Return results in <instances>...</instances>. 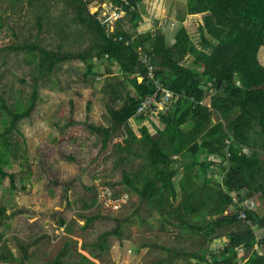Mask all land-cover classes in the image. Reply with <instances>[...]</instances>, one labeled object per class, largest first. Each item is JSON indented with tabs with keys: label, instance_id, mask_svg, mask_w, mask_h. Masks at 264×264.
Returning a JSON list of instances; mask_svg holds the SVG:
<instances>
[{
	"label": "rangeland",
	"instance_id": "rangeland-1",
	"mask_svg": "<svg viewBox=\"0 0 264 264\" xmlns=\"http://www.w3.org/2000/svg\"><path fill=\"white\" fill-rule=\"evenodd\" d=\"M87 1L90 14L108 11L107 0ZM142 5V23L136 29L125 11L115 26L134 39L159 32L167 37V44L171 35L175 37L176 31L185 26L201 48L203 15L187 14L186 0H153L151 4L143 0ZM92 40L89 30L77 22L70 0H0V49L10 44L36 43L54 53L71 55L84 52ZM192 60L187 55L182 63L192 66ZM39 62L37 56L26 52L0 50V97L10 109L26 108L35 81L39 87L30 116L18 121L16 130L6 137L11 153L10 166L5 169L14 174V187L8 177L0 176V208L5 209L0 215V252L8 258L0 259V264H49L62 250H66L64 260L69 262H77L83 255L92 264H204L195 258L175 256L167 248L179 253L222 250L236 226L222 227L220 237L204 242L202 233L181 229L177 219L168 214L182 200L179 185L190 171L185 165L189 158L173 157L177 193L175 199L170 198L171 206L165 205L160 211L156 203L142 200L128 189L123 180L124 174L147 167L144 145L135 141L129 150L118 151L117 143L125 145L122 128L103 147L102 137L89 128L111 126L110 111L124 104L122 97L116 96L124 97L132 90L117 64L93 58L89 62L93 73L86 76V66L78 58H70L52 73L41 75ZM204 103H209L208 96ZM217 119L213 114V123ZM9 120V115L0 110V132L8 127ZM143 125L151 134L163 128L157 116L142 123L129 120L127 124L138 138ZM4 144L0 139V149ZM213 161L219 163L218 158ZM196 170L193 168V172ZM209 174L214 182L221 181L218 166ZM199 177L194 188L204 183V175ZM242 205L264 215L260 192ZM92 216L96 218L86 225V218ZM186 218L201 223L216 216L188 214ZM105 232L109 235L99 243L101 247H95ZM258 232L255 229L260 241L264 235ZM254 250L263 252L258 244ZM243 261L238 259L239 264Z\"/></svg>",
	"mask_w": 264,
	"mask_h": 264
},
{
	"label": "trees",
	"instance_id": "trees-1",
	"mask_svg": "<svg viewBox=\"0 0 264 264\" xmlns=\"http://www.w3.org/2000/svg\"><path fill=\"white\" fill-rule=\"evenodd\" d=\"M107 1L125 11L134 29L142 23L143 0ZM70 2L75 8L77 22L93 37L84 52L62 55L36 43L10 44L0 50L37 56L41 75L43 72L52 73L59 63L70 58H78L86 66V76L93 73V64L89 63L93 58L117 64L132 90L124 97L116 96L118 99L122 97L124 104L120 109L110 111L111 126L90 125L89 128L102 137L103 147L123 128L125 145L117 143L118 151L129 150L135 141L146 148L147 167L132 175L124 174L128 189L142 200L156 203L160 211L165 205L169 208L170 198L175 199L177 193L173 180L177 169L173 157L189 158L185 165L190 171L179 185L182 200L168 214L177 219L181 229L202 233L204 242L220 237L222 227L236 226V230L227 236L225 247L218 252L206 249L179 253L169 248L167 251L175 256L195 258L204 264H239V258L244 259L241 264H264V238L258 241L255 235L256 228H264V216L242 205L256 192L264 197V0H186L187 14L203 15L201 48L193 42L185 26L177 30L172 45H168L164 34L159 32L154 36L148 32L140 34L135 39L119 27L108 33L96 14L89 13L87 0ZM139 49L150 51L152 63L156 66L155 77L178 95L170 111L158 115L163 128H156L151 134L146 126H142L140 138L127 124L130 118L138 123L145 119L134 114L140 99L153 93L154 87L146 79V67L138 60ZM187 55L193 58L192 66L182 63ZM139 77L143 78L141 82ZM38 89L35 81L24 109H10L0 97V110L10 117L8 127L0 132V139L5 142L0 149V176L8 177L12 188L14 174L5 169L10 166L8 153H11L6 137L16 130L18 121L30 116ZM207 96L209 103L205 104ZM89 110L90 102L87 103ZM213 114L218 116L215 123ZM245 148L248 152L243 150ZM226 152H229L228 156ZM215 158L219 163L213 161ZM215 166L220 169V182H214L209 174ZM193 168L197 170L193 172ZM199 174L204 175V183L194 188ZM4 211L0 208V215H4ZM242 211L246 220L253 223V228L238 217ZM188 214L193 217L209 214L216 218L194 223L186 218ZM95 218L87 217L86 225ZM107 235L109 232L102 234L95 247H101L99 243ZM256 244L262 247V253L254 250ZM66 253V250L60 251L49 264H92L83 255L77 262L66 261ZM0 259L8 258L0 252Z\"/></svg>",
	"mask_w": 264,
	"mask_h": 264
},
{
	"label": "built area",
	"instance_id": "built-area-1",
	"mask_svg": "<svg viewBox=\"0 0 264 264\" xmlns=\"http://www.w3.org/2000/svg\"><path fill=\"white\" fill-rule=\"evenodd\" d=\"M96 16L100 23L105 26L107 32L112 33L115 30V22L122 16V9L112 3H108V11L96 14ZM120 39L122 38L120 37ZM128 43L129 41H126V44ZM149 52V50H141V52H139L138 60L146 67V79L153 85L154 92L145 95L140 99L134 116H144V118L152 119L153 116L158 117L160 113L169 112L173 103L177 100L178 95H176L167 87L163 86L162 83L155 77L156 66L152 63V57L149 55ZM142 80L143 78L141 77L140 82ZM226 143L229 144L230 141L227 140ZM243 150L246 151L245 149ZM228 155L229 152H226V156ZM238 217L245 221L247 225H250L252 228L254 227L253 223L250 220H246V216L243 211L240 212Z\"/></svg>",
	"mask_w": 264,
	"mask_h": 264
},
{
	"label": "crops",
	"instance_id": "crops-1",
	"mask_svg": "<svg viewBox=\"0 0 264 264\" xmlns=\"http://www.w3.org/2000/svg\"><path fill=\"white\" fill-rule=\"evenodd\" d=\"M144 2L145 3H147V4H151L152 2H153V0H144ZM108 3H111V2H109L108 1ZM143 8H144V6H143ZM150 9V7H148V10ZM151 10V9H150ZM145 25H147V24H145ZM118 26H115V29L117 28ZM120 28V27H119ZM177 32V31H176ZM151 34H152V32H151ZM156 33H153L152 35L154 36ZM133 38V37H132ZM165 39H167V37L165 38ZM168 42H169V44L168 45H172L174 42H175V37H173L172 35H171V37H170V40H168ZM166 43H167V40H166ZM148 118H145L144 120L146 121ZM130 121H135L134 120V118H130L129 119ZM143 120V121H144ZM142 121V122H143ZM129 122V121H128ZM141 122V123H142ZM143 126H145V125H143ZM147 127V126H146ZM148 129V128H147ZM162 129V128H161ZM149 131V130H148ZM134 132V131H133ZM135 133V132H134ZM245 150L247 151V149L245 148ZM245 151V152H246ZM248 152V151H247ZM261 217H263L264 215H260ZM257 229V232L258 231H261L262 233H263V235H264V228L263 227H258V228H256ZM259 233V232H258ZM259 245V244H258Z\"/></svg>",
	"mask_w": 264,
	"mask_h": 264
},
{
	"label": "water",
	"instance_id": "water-1",
	"mask_svg": "<svg viewBox=\"0 0 264 264\" xmlns=\"http://www.w3.org/2000/svg\"><path fill=\"white\" fill-rule=\"evenodd\" d=\"M220 83H221V82L219 81V82H218V85H219Z\"/></svg>",
	"mask_w": 264,
	"mask_h": 264
}]
</instances>
